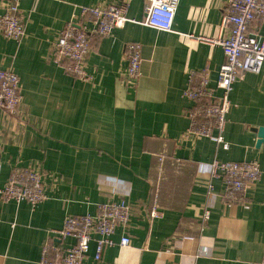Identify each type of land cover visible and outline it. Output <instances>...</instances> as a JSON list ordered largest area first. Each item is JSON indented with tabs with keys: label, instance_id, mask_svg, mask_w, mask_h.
Segmentation results:
<instances>
[{
	"label": "crops",
	"instance_id": "1",
	"mask_svg": "<svg viewBox=\"0 0 264 264\" xmlns=\"http://www.w3.org/2000/svg\"><path fill=\"white\" fill-rule=\"evenodd\" d=\"M228 1L180 0L172 32H164L142 24L144 1L133 0L125 27L92 42L89 83L52 61V45L81 7L122 0L21 1L28 17L22 41L0 33V70L18 75L22 94L16 115L0 111V189L14 169L33 168L42 175L46 200L33 208L0 197V264H39L44 243L67 216H94L97 205L112 199L132 204L128 227L116 229L114 245L99 263L93 242L88 264L264 259V145L258 146L255 132L264 127V66L234 85L224 134L229 149L210 139L185 138L190 72L209 67L214 85L225 61L221 47L189 36L218 38ZM129 42L142 45L136 88L126 83ZM216 160L260 164L261 180L245 203L223 201V181L209 173ZM156 192L161 215L154 218ZM124 236L131 239L128 247L120 245ZM72 241L56 240L63 247Z\"/></svg>",
	"mask_w": 264,
	"mask_h": 264
},
{
	"label": "built area",
	"instance_id": "2",
	"mask_svg": "<svg viewBox=\"0 0 264 264\" xmlns=\"http://www.w3.org/2000/svg\"><path fill=\"white\" fill-rule=\"evenodd\" d=\"M22 0H1L0 33L9 40L21 42L26 34L28 17L21 10ZM133 0H122L118 5L81 7L61 31L52 45V61L60 65L66 74L81 83H89L87 58L95 39L109 37L130 20L127 11ZM145 19L143 25L164 32H172L180 0H143ZM223 32L228 35L224 36ZM199 43L222 48L225 61L213 85L209 67L193 70L189 74L184 96L192 104L186 110L189 126L185 138L210 139L224 149L228 115L233 104L230 96L235 83L248 73H260L264 66V0H229L221 22V35L216 39L189 36ZM124 54L128 63L126 83L136 88L141 77L142 45L129 42ZM217 92L219 94H217ZM22 103L18 75L12 69L0 70V111L16 115ZM163 162V157H159ZM160 170H162L160 168ZM212 178L224 184L223 201L232 206L243 204L246 193L261 180L262 169L257 161L221 162L209 165ZM213 186H210V191ZM3 201L17 204L26 202L33 208L46 200L44 182L40 171L33 168L14 169L6 185L0 189ZM158 192L152 217L161 214L157 208ZM132 204L124 199L110 200L97 205L96 215L67 216L61 229L52 230L41 251L39 264H88L90 246L96 243L95 261L101 262L104 250L114 245L112 235L118 227H128ZM209 213H206V217ZM73 240L67 247L56 242ZM55 241V242H54ZM129 236L120 245L128 247ZM264 264V259L258 263Z\"/></svg>",
	"mask_w": 264,
	"mask_h": 264
},
{
	"label": "water",
	"instance_id": "3",
	"mask_svg": "<svg viewBox=\"0 0 264 264\" xmlns=\"http://www.w3.org/2000/svg\"><path fill=\"white\" fill-rule=\"evenodd\" d=\"M255 132L258 134V146L264 145V127H260L259 129H255Z\"/></svg>",
	"mask_w": 264,
	"mask_h": 264
},
{
	"label": "rangeland",
	"instance_id": "4",
	"mask_svg": "<svg viewBox=\"0 0 264 264\" xmlns=\"http://www.w3.org/2000/svg\"><path fill=\"white\" fill-rule=\"evenodd\" d=\"M21 86V85H20ZM22 95V94H21Z\"/></svg>",
	"mask_w": 264,
	"mask_h": 264
}]
</instances>
